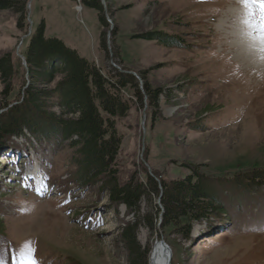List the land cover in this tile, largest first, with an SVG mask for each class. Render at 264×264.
<instances>
[{"label": "rangeland", "instance_id": "374dc122", "mask_svg": "<svg viewBox=\"0 0 264 264\" xmlns=\"http://www.w3.org/2000/svg\"><path fill=\"white\" fill-rule=\"evenodd\" d=\"M85 1L0 0V59L11 54L20 68L14 98L5 95L0 79V114L25 100L31 82L23 54L44 24L46 38L61 40L104 74L130 73L140 89L144 76L162 90L156 113L144 92L142 105L133 90L123 92L132 109L116 121L121 147L114 167L122 185L135 175L158 183L180 180L190 175V167L213 179L264 171V53L257 50L259 56L250 58L236 43L249 11L244 0H101L106 27ZM7 2H24L23 28L17 6L2 9ZM157 35L178 43L164 47L150 40ZM103 37L107 53L101 49ZM31 141H16L27 149L25 156L16 150L0 154V231L9 240L1 238L0 246H10L0 249V264H14L8 259L12 251L20 255L29 243L38 264H130L120 228L133 216L124 206L118 214L111 209L102 183H77L70 141L57 153ZM40 172L48 178L44 195L36 191L43 184ZM211 187L228 208L222 215L227 224L194 223L190 242L172 227L142 225L137 241L149 251L147 264L161 236L172 264H264V189L243 198L239 207L240 198L215 182ZM155 205L162 209L160 198L144 200L141 213H151Z\"/></svg>", "mask_w": 264, "mask_h": 264}, {"label": "trees", "instance_id": "16d2710c", "mask_svg": "<svg viewBox=\"0 0 264 264\" xmlns=\"http://www.w3.org/2000/svg\"><path fill=\"white\" fill-rule=\"evenodd\" d=\"M85 3L99 12L102 26H108L101 0H86ZM16 6L17 13L21 14L20 27L23 28L24 2H7L2 9L13 10ZM44 29V24H41L30 36L23 54L31 82L25 91L24 102L0 114V154L13 150L20 156L28 153L26 148L16 144L14 137L25 138L30 145H33L31 139L41 146L49 144L53 153H57L65 141H70L71 148L75 150L72 163L77 167V183L84 187L102 183L111 209L118 214V209L124 206L134 218L132 223L120 228L130 264H147L149 251L137 241V231L142 225L151 230L157 226L162 229L172 227L189 242L194 223L208 221L214 228L223 226L226 220L222 215L226 216L228 208L222 196L213 192L212 182L222 191L240 198L239 207L244 205L243 198L264 189V171L213 179L192 167L189 168L190 175L180 180L158 183L152 176L147 175L142 181L135 175L122 185L114 167L121 147L116 121L126 118L132 109L123 92L133 90L140 105L144 101V92L150 109L156 113L162 90L150 86L144 76H141L145 81L140 89L138 80L130 73L114 70L104 74L96 64L82 58L61 40L46 38ZM150 40H156L167 48L178 43L175 38L165 35L153 36ZM101 49L107 53L105 37L102 38ZM17 63L11 54L0 59V79L6 85L8 99L14 98L15 72L20 69ZM58 76L61 80L54 84ZM54 108L59 113L54 112ZM5 158L10 161L9 156ZM155 198H160L162 209L155 205L151 213L142 214V202ZM2 235L0 231V239L9 242ZM9 247L0 246V249ZM17 255L18 251L13 250L9 258L18 260Z\"/></svg>", "mask_w": 264, "mask_h": 264}, {"label": "snow or ice", "instance_id": "6c2138e0", "mask_svg": "<svg viewBox=\"0 0 264 264\" xmlns=\"http://www.w3.org/2000/svg\"><path fill=\"white\" fill-rule=\"evenodd\" d=\"M244 2L245 6L249 9L243 20V24L248 30L246 34L259 45L257 50L264 53V0H244ZM257 8L259 15H257ZM39 176L42 178L43 184L36 191L38 194L44 195L48 186V178L42 172L39 173ZM31 178L36 179V176H32ZM19 264H38V261L35 259V249L30 243L27 245V251L20 254Z\"/></svg>", "mask_w": 264, "mask_h": 264}, {"label": "clouds", "instance_id": "9594fccd", "mask_svg": "<svg viewBox=\"0 0 264 264\" xmlns=\"http://www.w3.org/2000/svg\"><path fill=\"white\" fill-rule=\"evenodd\" d=\"M240 12L241 14L244 12L242 4L240 6ZM247 31V28L243 24H241L240 29L235 37L236 43L240 48L243 49L244 53L248 57H258L259 53L257 51V48L259 47V45L248 37V35L246 34Z\"/></svg>", "mask_w": 264, "mask_h": 264}, {"label": "bare ground", "instance_id": "6f19581e", "mask_svg": "<svg viewBox=\"0 0 264 264\" xmlns=\"http://www.w3.org/2000/svg\"><path fill=\"white\" fill-rule=\"evenodd\" d=\"M80 10V7H79ZM246 76V75H244ZM169 115H172L173 110H169ZM143 240V238H142ZM141 241V240H140ZM143 243V242H142ZM171 252H167L160 240L155 242L150 254V263L149 264H167L168 259L170 258L172 264Z\"/></svg>", "mask_w": 264, "mask_h": 264}, {"label": "water", "instance_id": "95a60500", "mask_svg": "<svg viewBox=\"0 0 264 264\" xmlns=\"http://www.w3.org/2000/svg\"><path fill=\"white\" fill-rule=\"evenodd\" d=\"M103 4H104V3H103ZM28 9H29V7H28ZM29 21H30V25H32V22H31L30 19H29ZM24 63H25V66H26V61H25V59H24ZM160 242H161V244L163 245L164 249H165L167 252H171L170 247H169L168 244L165 242V240L163 239L162 236H161V240H160ZM167 264H171V260H170V258L168 259Z\"/></svg>", "mask_w": 264, "mask_h": 264}]
</instances>
